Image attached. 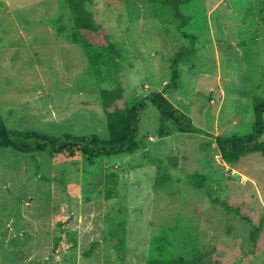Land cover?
Listing matches in <instances>:
<instances>
[{
  "label": "rangeland",
  "instance_id": "rangeland-1",
  "mask_svg": "<svg viewBox=\"0 0 264 264\" xmlns=\"http://www.w3.org/2000/svg\"><path fill=\"white\" fill-rule=\"evenodd\" d=\"M162 1L95 0L97 21L123 55L120 75L98 85L81 46L67 37V0H0V111L9 131L109 141L101 88L124 84L118 106L164 92L207 132H180L148 100L143 147L132 153L54 164L37 152V166L28 154L1 148L0 264H146L165 225L176 246L199 251L203 264H264V156L227 164L215 139L253 131V99L264 97V0L181 5L197 50L179 65L178 88L168 89L169 55L191 41ZM112 173L118 195L107 199ZM196 174L206 177L202 190L188 181ZM163 175L170 181L156 189ZM71 237L75 248L54 251L59 238L68 244Z\"/></svg>",
  "mask_w": 264,
  "mask_h": 264
},
{
  "label": "trees",
  "instance_id": "trees-1",
  "mask_svg": "<svg viewBox=\"0 0 264 264\" xmlns=\"http://www.w3.org/2000/svg\"><path fill=\"white\" fill-rule=\"evenodd\" d=\"M155 3L158 0H148ZM191 0H163V4L172 7L175 18L179 21L178 29L185 38L190 39L191 46L173 52L169 55L171 62V81L168 88H178L181 77L179 65L189 61L196 54L197 37L185 32L191 24L192 18L186 16L181 5L188 4ZM95 0H67L69 6L72 31L68 39L81 46L95 81L101 85L114 80L120 75L123 58L122 52L111 41L109 32L100 24L91 7ZM59 20L55 19L54 24ZM59 26V31L63 32ZM126 86L118 84L113 88H101L102 105L111 133V139L105 141L98 135L76 136L65 134L62 137H52L35 131H9L0 111V150L3 147L13 148L16 151L28 154L35 165L38 166L37 152H48L54 164L67 162L77 163L85 160L95 164L101 157H110L124 153H132L143 147L140 137L141 114L148 108V100L168 119L172 120L182 133L206 134L204 130L195 126L192 119L181 112L166 96L164 92H155L148 98L135 99L128 102L125 107L118 106V102L125 97ZM255 122L253 131L248 136H217L216 143L221 153V158L227 164H234L241 158L250 154L259 153L264 156V97L253 99ZM170 181L168 175L157 178L155 188L163 186ZM189 183L199 190L204 188L206 177L196 174L188 178ZM118 175L112 173L108 176L105 186V197L111 199L118 195ZM70 192L76 193L77 188L70 186ZM59 225L67 227V220L60 218ZM77 240L69 239L68 244L60 238L54 249L75 248ZM97 244L93 243L87 256L95 250ZM146 264H203V255L199 251L186 253L180 250L171 233V226L165 225L160 232L153 236L150 243V255Z\"/></svg>",
  "mask_w": 264,
  "mask_h": 264
}]
</instances>
